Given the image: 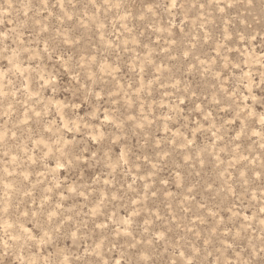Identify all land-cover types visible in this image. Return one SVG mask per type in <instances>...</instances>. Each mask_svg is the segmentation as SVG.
<instances>
[{"label": "rangeland", "instance_id": "obj_1", "mask_svg": "<svg viewBox=\"0 0 264 264\" xmlns=\"http://www.w3.org/2000/svg\"><path fill=\"white\" fill-rule=\"evenodd\" d=\"M264 0H0V264H264Z\"/></svg>", "mask_w": 264, "mask_h": 264}, {"label": "snow or ice", "instance_id": "obj_2", "mask_svg": "<svg viewBox=\"0 0 264 264\" xmlns=\"http://www.w3.org/2000/svg\"><path fill=\"white\" fill-rule=\"evenodd\" d=\"M262 122H264V121H262Z\"/></svg>", "mask_w": 264, "mask_h": 264}]
</instances>
